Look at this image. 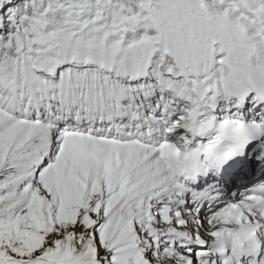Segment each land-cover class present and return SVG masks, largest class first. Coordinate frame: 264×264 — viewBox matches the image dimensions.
I'll return each instance as SVG.
<instances>
[{
	"label": "snow or ice",
	"instance_id": "snow-or-ice-1",
	"mask_svg": "<svg viewBox=\"0 0 264 264\" xmlns=\"http://www.w3.org/2000/svg\"><path fill=\"white\" fill-rule=\"evenodd\" d=\"M0 264H264V0H0Z\"/></svg>",
	"mask_w": 264,
	"mask_h": 264
}]
</instances>
